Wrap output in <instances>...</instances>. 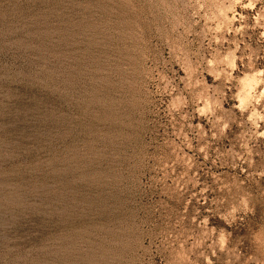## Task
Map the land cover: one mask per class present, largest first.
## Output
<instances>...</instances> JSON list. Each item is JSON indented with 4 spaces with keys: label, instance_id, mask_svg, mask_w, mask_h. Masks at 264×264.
<instances>
[{
    "label": "rangeland",
    "instance_id": "1",
    "mask_svg": "<svg viewBox=\"0 0 264 264\" xmlns=\"http://www.w3.org/2000/svg\"><path fill=\"white\" fill-rule=\"evenodd\" d=\"M0 264H264V0H0Z\"/></svg>",
    "mask_w": 264,
    "mask_h": 264
}]
</instances>
